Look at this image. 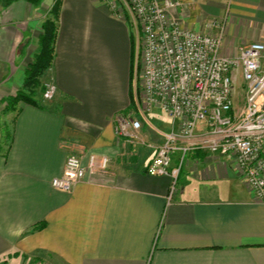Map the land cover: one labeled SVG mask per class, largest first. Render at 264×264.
Returning <instances> with one entry per match:
<instances>
[{
	"label": "crops",
	"instance_id": "0c3cea01",
	"mask_svg": "<svg viewBox=\"0 0 264 264\" xmlns=\"http://www.w3.org/2000/svg\"><path fill=\"white\" fill-rule=\"evenodd\" d=\"M54 1L0 4V124L7 116L9 125L0 131V264H264V202L229 155L190 153L171 194L169 178L145 172L171 125L143 132L142 151L116 136L115 117L134 104L133 36L102 2L61 0L42 78L53 97L6 110ZM182 2L176 16L189 28L224 22V55L264 44V0ZM69 154L83 167L106 156L108 170L57 190Z\"/></svg>",
	"mask_w": 264,
	"mask_h": 264
},
{
	"label": "built area",
	"instance_id": "2783aa9c",
	"mask_svg": "<svg viewBox=\"0 0 264 264\" xmlns=\"http://www.w3.org/2000/svg\"><path fill=\"white\" fill-rule=\"evenodd\" d=\"M98 1L129 26L135 46L134 104L115 117L116 136L134 140L141 128L135 116L147 121L153 109L171 120L146 174L169 178L172 194L190 153L229 155L248 190L264 202V44L224 55V22L212 21L205 31L185 26L176 16L182 0ZM238 76L245 88L237 104ZM53 94L48 86L43 97ZM108 167L106 156L91 154L83 167L79 156L69 154L62 175L51 184L70 192L87 173H105Z\"/></svg>",
	"mask_w": 264,
	"mask_h": 264
},
{
	"label": "trees",
	"instance_id": "16d2710c",
	"mask_svg": "<svg viewBox=\"0 0 264 264\" xmlns=\"http://www.w3.org/2000/svg\"><path fill=\"white\" fill-rule=\"evenodd\" d=\"M15 1L18 0H0V4L2 7H7ZM27 1L34 7H37L41 4L42 0ZM60 7L61 0H55L51 9L47 13L38 36L37 52L34 54L32 61L28 64L27 68L24 71L22 86L12 97L9 98L7 105H9L10 107H6L7 111H16V106L19 103H27L34 106H40L39 98L42 97L44 99L43 94L46 91V86L43 84L42 78L44 74L49 70L54 60ZM134 47V41L132 40L133 60L131 66V81L133 80L135 67ZM41 227L42 226L35 227L32 231H36Z\"/></svg>",
	"mask_w": 264,
	"mask_h": 264
},
{
	"label": "rangeland",
	"instance_id": "374dc122",
	"mask_svg": "<svg viewBox=\"0 0 264 264\" xmlns=\"http://www.w3.org/2000/svg\"><path fill=\"white\" fill-rule=\"evenodd\" d=\"M46 1L47 3L53 2V0H42V2ZM244 88H245V83L242 79L241 76H238L235 80V98H236V103H240L242 99L241 98L242 94L244 93ZM240 96V97H239ZM135 118H137L140 122H141V129L136 131V135L137 137L134 140H126L128 141L129 144H134L135 145H140V149L141 151L143 150V148H149L148 147V142L146 138V136L143 134V132H147L148 136H150L151 134H157V130L159 131H164V130H168L170 125H171V120L162 112H160L157 109H153L151 112L146 113V119H143V117H137L135 116ZM11 119V117H10ZM8 118L7 116L5 117V119L2 120V123L0 124V131L2 133L5 132L6 129V125H8L7 122ZM201 124H199L197 126V130H200V128H202V125L200 127ZM9 126V125H8ZM129 154V153H128ZM36 261L33 260V262L31 264H35ZM38 264H42V263H38Z\"/></svg>",
	"mask_w": 264,
	"mask_h": 264
}]
</instances>
